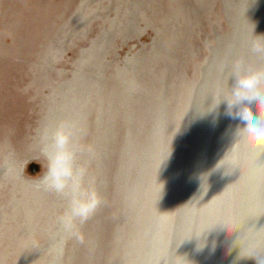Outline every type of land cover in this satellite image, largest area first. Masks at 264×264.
<instances>
[{"label": "bare ground", "instance_id": "6f19581e", "mask_svg": "<svg viewBox=\"0 0 264 264\" xmlns=\"http://www.w3.org/2000/svg\"><path fill=\"white\" fill-rule=\"evenodd\" d=\"M95 1L102 0H88L78 8L77 12H79L76 14L83 19L80 24L74 20V24H79L80 28L78 26L77 29L74 27L72 30L66 28L67 32L70 31L75 35L79 29L86 31L85 26L86 24L89 26L92 19L91 16L90 22L86 23V8L91 7ZM211 1L213 4H220V0H192L191 6L188 7L189 13L195 12L194 15L197 13L200 15V11L203 10L200 8L207 7L208 4L210 6ZM221 1L227 30L220 32L217 27L214 37L205 40L208 55L203 53V56H200L201 60L198 58L200 62L195 60L196 56L199 57L197 50L202 52L203 48L201 44L195 42L194 35H199L198 33L201 32L199 24L204 22L200 23V17L191 18L190 15L183 22L181 20L182 6L169 5L173 9L172 15L180 19L176 21L171 19L165 27H163V20L161 23H156L167 32V35H164L166 41L162 45L164 54L156 57L155 53H148L147 50L143 63L137 67L134 65L135 68L132 69V71L135 70L134 77L131 78L132 82L127 85L126 90H121L124 92L123 102L126 107L134 101L142 107L146 106L143 113L141 111L140 118L135 119V123L150 125L153 130L151 146L154 148L153 154L142 167H140V159L133 160V166H130L129 156L134 152L133 145L137 137L131 144L128 143L129 137H126L125 142L123 140V146L118 150L120 162L123 161L122 165L125 166L124 170L129 171V176L132 173V177H129L131 187L127 196L130 204L134 201L137 204V219L140 222H138L139 227H136L135 236L133 235L129 243L132 245L130 251L125 253L124 263L126 264H128L129 256H131L130 264H264V252L257 253L264 250V151L253 150L239 138L236 139L235 129L240 122L224 115L223 103L218 108H211L219 98L218 93L230 87L231 68L235 60L243 59L251 68L264 67V59H258L249 50L253 37H264V0ZM164 3L166 2L162 0H114L111 2V10H116L118 17L114 15L115 17L109 23L111 29H104L95 39L96 43L90 46L89 53L84 54L81 69L74 72L70 81H65L64 87H59L57 91L48 95L54 105L48 109L50 113L45 122L47 125L65 119L79 122V118L73 117L71 113L84 117V112L89 110L86 105L93 104L94 86L100 87L102 92L101 89L107 85L97 74L107 65L103 60L108 55L105 49L112 44L116 31L121 32L123 36H129V33H133V30L137 28L141 19L157 16L159 11L153 8L155 5L162 7ZM216 15L220 17L218 13ZM101 18L106 17L101 16ZM183 23L187 25L188 36L191 38L185 42L181 39V34H185ZM220 23L221 19L219 22L215 21L217 26ZM74 24L71 23V25ZM172 33L174 37H177V46L169 37ZM211 40L213 44H210ZM193 42L200 49L194 48ZM61 43H65V39H62ZM103 51L104 54H102ZM191 65L194 67L192 73ZM101 96L104 97L102 94ZM99 104L101 107L98 121L101 123L103 118L101 114L105 111V107ZM148 105L151 109L147 112ZM58 106H62V109L65 108L71 113L64 114ZM141 106L139 108H142ZM111 109L115 114V108L112 105ZM144 112H147L146 118H142ZM112 120L114 123L115 118ZM83 124L87 127L86 122ZM141 131L142 129L136 134L138 135ZM83 138L84 135L81 139L82 144ZM14 159L10 155L7 165L11 166V161ZM226 160L233 161L228 169V175L224 174L222 168L217 169V165ZM145 166L150 167L152 174L149 169H144ZM125 173L128 174V172ZM33 186L36 190L32 192L24 191L26 188L16 191V196L17 192L24 191V196H20L21 199L13 197L17 206L20 203L28 206L24 212L36 208H31L28 204L30 201L26 198L30 199V196L42 198L47 193L56 195L38 189L35 183ZM99 188L101 191V186ZM61 198L59 197L56 205L65 209L66 201L63 198L61 201ZM34 203L39 204L36 200ZM53 208L56 210L54 206ZM39 209L41 208L36 210L37 213H40ZM55 213L52 214L55 215ZM22 219L24 222L25 219ZM15 220L19 221L18 218ZM29 220V216H26L25 222L28 223ZM31 222L29 221V225L33 227ZM30 227L24 230L29 231ZM209 228L213 229L202 233ZM23 232L19 237L17 236L19 241L23 240ZM199 234L201 235L198 237ZM152 241L155 244L154 252H152L154 247ZM202 242L203 247L198 250ZM14 244L22 246L19 243ZM144 244V248H147L145 261L139 255ZM25 245L27 247V243ZM18 250H21V247ZM135 254L140 258L136 259ZM6 260L2 261L3 264H10Z\"/></svg>", "mask_w": 264, "mask_h": 264}, {"label": "rangeland", "instance_id": "374dc122", "mask_svg": "<svg viewBox=\"0 0 264 264\" xmlns=\"http://www.w3.org/2000/svg\"><path fill=\"white\" fill-rule=\"evenodd\" d=\"M83 1L0 0V264H3L2 261L5 259L10 264H50L53 261V256L49 250L50 235L55 231L56 217L64 211V207L56 205L60 196H52L49 193L42 198L30 196V199L26 198L30 201L28 204L31 205V208H36L30 211L26 210V212L24 211L28 206L21 203L17 206L13 197L16 196V191L25 188L24 191L27 192H29L28 190L30 192L35 191L36 189L32 185L43 175L44 161L39 156L38 134L47 125L45 122L50 113L48 109L54 105L48 95L57 91L59 87H64L65 83L73 77L74 72L81 69L84 54L89 53L90 46L96 43L95 39L100 33L102 34L104 29H111L109 23L115 17L114 15L118 17V12L114 9L111 10L110 6L114 0L95 1L91 7L86 8V18L84 17L87 20L86 23L90 22L92 16L89 26H87L88 24L85 26L86 31L79 29L73 35L72 32V34L70 31L67 32L66 28L72 30L76 27L77 29L81 23L83 18L76 12L88 0ZM162 1L166 2L162 7L159 5L153 7L159 11L157 16L141 19L135 28L136 31L134 29L133 33L128 32L129 36H123L121 32L116 31L114 38H112V44L105 49L108 55L104 59L102 58L107 65L97 74L103 78L101 80L105 81L107 85L101 89L102 92L100 87L94 86L93 104L88 103L86 105L89 110L84 112V117L81 118L79 114H72L69 110L58 106L64 114L71 113L73 117L79 118V124L84 130L83 144L93 150L90 154H84L88 157L84 156L83 158L89 161V182L98 191L101 186L99 192L104 199V204L83 226L86 244L79 245L74 241H69L64 248L59 264H123L126 259L125 253L130 251L132 245L129 243L139 227L138 206L136 207L135 201L132 204L128 202L127 195L131 187L129 177H132V173L129 176V171L124 170L125 166L122 165L123 161L120 162L118 150L123 146V140L125 142L126 137H129V144L137 137L133 145L134 152L130 154L129 160L130 166H133V160L140 159V167H142L153 154L154 148L151 146L153 130L150 125L135 123V119L142 115L146 106L143 105V108L136 103L137 101H134L126 107L123 102L124 92L122 91L126 90L127 85L132 82L131 78L134 77L135 71L132 69L143 63V58L147 52L155 53L156 57H161L164 54L162 45L166 41L164 35H167V32L162 30V27L157 26L156 23H161L163 20V27H165L171 19L174 21L180 19V17L172 15L173 5L182 6V21H185L189 15L191 18L200 17V23H204L199 24L201 32L194 36L195 42L201 44L205 50L201 49L202 52L197 50V55H199V57L196 56L195 60L197 61L201 60L200 56H203V53L208 55L209 51L205 48V40L214 37L217 27H219L220 32L227 30V21L221 8V0L219 5L213 4L211 1L210 6L208 4L209 7H212L211 9H208V6L201 7L200 10L203 9L201 10L203 14L200 11V15L198 13L194 15L195 12L194 14L189 13L190 8L188 7L191 6L192 0ZM166 6L168 7L162 10ZM101 16L106 18H101ZM214 19L218 22L221 19L220 26L215 25L216 20ZM74 20L78 21L79 24H74ZM183 28L185 34H181V39L185 42L190 37L188 36L187 25L184 23ZM169 37L171 42L177 46V37H174L173 33ZM62 39H65V43H61ZM210 42L213 44V40ZM193 44L194 48L200 49L194 42ZM134 65L136 66L134 67ZM190 68L192 73L194 67L191 65ZM99 103L105 107V111L101 114L103 117L101 123L98 121L101 107ZM111 105L115 108V114H113ZM140 106L142 108H139ZM104 107L101 108L102 111ZM150 109L151 106L148 105L146 111L148 112ZM147 112H144L142 118H146ZM114 118L113 123L112 119ZM85 119L86 121H84ZM84 122L87 123V127L83 124ZM141 129L142 131L137 135L136 133ZM131 131L133 132L131 133ZM104 133L106 134L103 136ZM10 155L13 159L16 157L17 160L14 159V161L21 165L27 163V166L21 170L22 172L17 173L10 170L11 166L7 165V159ZM144 169L151 171L148 166H145ZM124 172H128V174H124ZM24 191L17 192L16 199H21L24 196ZM36 197L37 199H35ZM34 199L37 203L43 200L37 205L34 203ZM37 207L41 208L39 209L40 213H37ZM16 215L20 216L17 217ZM12 216L16 217L15 219L18 218L19 221L17 222ZM26 216H29L30 222L32 220L30 224H33V227H30L29 221L28 223L25 222ZM6 217L13 218L14 222H12L13 219L10 220ZM22 218L25 219L24 222ZM28 227L31 230H24ZM21 232H23L24 237H22V241H19L17 236L19 237ZM24 239L27 241L24 242ZM14 243L22 244V246ZM152 243L154 244L153 241ZM14 246L16 248L18 246V248L16 249ZM144 246L145 244L139 254L143 261L147 259V248L145 249ZM20 247L21 250H18ZM154 251L155 244L152 252ZM135 257L136 259L140 258L136 254ZM128 258V264H130L131 256L127 257V260Z\"/></svg>", "mask_w": 264, "mask_h": 264}, {"label": "clouds", "instance_id": "9594fccd", "mask_svg": "<svg viewBox=\"0 0 264 264\" xmlns=\"http://www.w3.org/2000/svg\"><path fill=\"white\" fill-rule=\"evenodd\" d=\"M249 50L258 59H264V37H253ZM230 79V87L218 93L219 98L211 108H218L223 103L224 115L240 122L235 129L236 139L253 150L264 151V67L251 68L243 59H237L232 64ZM83 135V128L73 119L45 125L38 134L44 171L35 186L66 201L64 211L56 217L55 231L50 235L52 264H59L69 241L86 244L83 226L104 204L101 193L89 182V161L83 157L92 149L81 143ZM232 163L226 160L218 164L217 169L222 168L228 175ZM26 166V162L21 165L11 161V170L17 173ZM202 247L203 242L198 250ZM261 252L264 250L257 253Z\"/></svg>", "mask_w": 264, "mask_h": 264}]
</instances>
